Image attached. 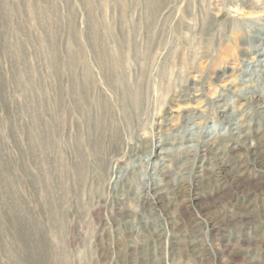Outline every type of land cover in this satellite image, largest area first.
<instances>
[{
	"label": "rangeland",
	"instance_id": "1",
	"mask_svg": "<svg viewBox=\"0 0 264 264\" xmlns=\"http://www.w3.org/2000/svg\"><path fill=\"white\" fill-rule=\"evenodd\" d=\"M252 1L0 0V264H264Z\"/></svg>",
	"mask_w": 264,
	"mask_h": 264
},
{
	"label": "bare ground",
	"instance_id": "2",
	"mask_svg": "<svg viewBox=\"0 0 264 264\" xmlns=\"http://www.w3.org/2000/svg\"><path fill=\"white\" fill-rule=\"evenodd\" d=\"M251 3H253V5L251 6V7H249V8H247V9H249V12H250V14H255V12H256V9L255 8H260L261 6H262V2H261V0H254V1H252ZM242 6V5H241ZM244 7V6H243ZM247 9H244V10H247ZM263 20H264V17H263ZM258 25H260V28L262 27V24L261 23H258ZM247 27H248V25H246ZM250 26V25H249ZM239 28H243V27H239ZM255 28V27H254ZM260 28H256L255 29V31H257V29H258V31L259 30H261ZM263 29V28H262ZM254 31V32H255ZM263 44H264V42H263ZM254 50H256V55H257V57L258 56H260L259 58H256L255 60H253V61H251L252 60V58H250L251 60V63H252V65H254V66H256L257 68H259V69H261L262 70V72H263V76H264V46H262V47H260V46H255L254 47ZM249 63V62H248ZM254 68V67H253ZM244 72V71H243ZM247 73H248V71H247ZM116 75V74H115ZM132 77V76H131ZM222 77V76H221ZM106 82V81H105ZM113 82H114V80H113ZM74 83V82H73ZM232 84V83H231ZM72 86V85H71ZM85 86V85H84ZM73 87V86H72ZM74 88H75V83H74ZM78 88V87H77ZM76 88V89H77ZM128 88V87H127ZM135 88V87H134ZM75 89V90H76ZM79 90V89H78ZM134 90H136V89H134ZM128 91H130V90H128ZM138 92V91H137ZM71 94V93H70ZM78 94V92L76 93V95ZM128 95H130V96H132V97H130V98H132L133 99V102L135 103L136 102V104H138L139 102H140V94L139 93H136V91H135V93H133V95H131L132 94V92L130 91V93L128 92L127 93ZM241 94H242V92H241ZM243 95V94H242ZM244 96V95H243ZM244 97H246V96H244ZM252 99H253V101H255V102H264V96L263 95H261V94H255V95H253L252 96ZM123 100V99H122ZM121 100V101H122ZM146 100V99H145ZM144 100V101H145ZM120 101V102H121ZM148 101V100H147ZM130 102H132V100L130 101ZM132 102V103H133ZM122 103V102H121ZM260 103V104H261ZM124 104V103H123ZM222 104H224L225 106V108H224V110L226 111V109H227V107H228V105H230V103L228 102V101H226L225 103H222ZM122 105V104H121ZM132 106V105H131ZM130 106V107H131ZM134 106H136V105H134ZM106 107V106H105ZM123 107V106H122ZM137 107V106H136ZM134 109H135V107H134ZM137 109V108H136ZM135 109V110H136ZM83 111V110H82ZM90 111V110H89ZM134 111V110H133ZM86 112V111H85ZM88 112V111H87ZM123 112V111H122ZM90 113V112H89ZM89 113H88V115H89ZM129 113V112H128ZM136 113V112H135ZM119 115V114H118ZM124 114H122V116H123ZM90 116V115H89ZM104 116H105V114H104ZM136 116V115H135ZM202 116V115H201ZM200 116V117H201ZM226 116H228V115H225L224 117L226 118ZM90 118V117H89ZM118 118H119V116H118ZM125 118V117H124ZM228 118V117H227ZM136 120V119H135ZM137 121V120H136ZM125 122H128V120L127 121H125ZM114 124V123H113ZM107 126V125H106ZM128 127V126H127ZM107 129V128H106ZM115 130H116V128H115ZM118 133V132H117ZM111 136V135H110ZM187 137V136H186ZM194 137H189V138H187V141H191L192 139H193ZM72 141V140H71ZM190 146V145H189ZM193 147V146H192ZM151 158V157H150ZM80 170H81V172L83 173V171H84V169H83V167H81L80 168Z\"/></svg>",
	"mask_w": 264,
	"mask_h": 264
}]
</instances>
